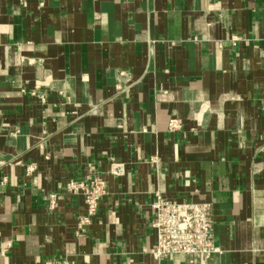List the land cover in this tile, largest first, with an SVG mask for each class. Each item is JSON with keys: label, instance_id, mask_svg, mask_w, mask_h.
<instances>
[{"label": "crops", "instance_id": "1", "mask_svg": "<svg viewBox=\"0 0 264 264\" xmlns=\"http://www.w3.org/2000/svg\"><path fill=\"white\" fill-rule=\"evenodd\" d=\"M157 193L221 252L154 257ZM49 261L264 264V0H0V264Z\"/></svg>", "mask_w": 264, "mask_h": 264}, {"label": "built area", "instance_id": "2", "mask_svg": "<svg viewBox=\"0 0 264 264\" xmlns=\"http://www.w3.org/2000/svg\"><path fill=\"white\" fill-rule=\"evenodd\" d=\"M176 127V120L171 119L170 128L175 129ZM35 169L34 163L28 165L26 174L32 175ZM120 170L121 168L117 167L115 172ZM64 190L71 194L84 196L86 213L79 221V227H82L89 223L97 213L99 202L107 192V182L103 176L94 174L87 176L84 180H67ZM153 206L156 211L153 227L157 237L151 250L154 257L165 258L187 254L208 261L221 252L214 241V217L211 202L178 201L157 193ZM49 207H56V193H51ZM46 264L64 263L49 261Z\"/></svg>", "mask_w": 264, "mask_h": 264}]
</instances>
